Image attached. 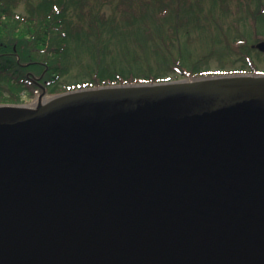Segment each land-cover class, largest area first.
I'll list each match as a JSON object with an SVG mask.
<instances>
[{
    "label": "water",
    "instance_id": "1",
    "mask_svg": "<svg viewBox=\"0 0 264 264\" xmlns=\"http://www.w3.org/2000/svg\"><path fill=\"white\" fill-rule=\"evenodd\" d=\"M0 264H264V74L0 105Z\"/></svg>",
    "mask_w": 264,
    "mask_h": 264
},
{
    "label": "trees",
    "instance_id": "2",
    "mask_svg": "<svg viewBox=\"0 0 264 264\" xmlns=\"http://www.w3.org/2000/svg\"><path fill=\"white\" fill-rule=\"evenodd\" d=\"M205 3L0 0V104L27 103L34 94L53 95L100 85L256 71L249 57L255 50L253 42L263 38L227 36V0ZM21 4L23 13L18 11ZM105 4L112 8L108 15ZM257 14L250 16L252 21L263 16ZM193 40L202 41L200 49L206 48V53L193 46ZM218 41L224 44L221 54L242 60L239 67H199L198 62L218 51ZM76 62L79 76L85 79L63 83V75ZM172 68L175 73L166 72Z\"/></svg>",
    "mask_w": 264,
    "mask_h": 264
},
{
    "label": "rangeland",
    "instance_id": "3",
    "mask_svg": "<svg viewBox=\"0 0 264 264\" xmlns=\"http://www.w3.org/2000/svg\"><path fill=\"white\" fill-rule=\"evenodd\" d=\"M208 5V3L211 0H205ZM241 0H227L228 6H227V36L233 38V36H246L251 38H254L253 36H258V38L261 39V37L264 39V17L262 20L259 21H252L253 17H250L253 13L257 14L258 8L256 4V0H247L245 3L241 4L239 3ZM95 3V2H92ZM103 10L108 15L112 8L111 5H104ZM18 11H21L22 13L25 11L24 6L21 4ZM264 16V15H263ZM202 41H192V45L196 47H199L200 51H203L206 53V48L200 49ZM209 43V42H208ZM254 43V42H253ZM116 47L115 45L111 44V48ZM224 44L220 43L218 41L217 43V49L218 51L213 54L210 58H207L204 61L198 62L200 68H209V69H231L239 67L243 62L240 60V58L236 55H227V54H221L220 51L223 50ZM219 52V53H218ZM201 54H203L201 52ZM249 59L253 61L255 66L259 68L260 70L264 71V52H257L256 50L251 51ZM196 57V56H195ZM194 57V58H195ZM208 60V61H207ZM189 62V61H188ZM190 63V62H189ZM248 69L250 68V65L247 63L246 66ZM173 70L168 69L166 72L169 74L175 73L176 70L172 68ZM80 72L78 69V62L71 65L68 72L65 73L62 77L63 83H71L74 81H78L81 79H85L84 77L79 76ZM78 77V78H77ZM183 78V77H181ZM39 94H34V97L32 98L35 100ZM47 96V95H46ZM31 100V101H33Z\"/></svg>",
    "mask_w": 264,
    "mask_h": 264
},
{
    "label": "flooded vegetation",
    "instance_id": "4",
    "mask_svg": "<svg viewBox=\"0 0 264 264\" xmlns=\"http://www.w3.org/2000/svg\"><path fill=\"white\" fill-rule=\"evenodd\" d=\"M247 0H241L239 3L243 4L245 3ZM250 1V0H249ZM256 4H257V8H258V13H260L261 15H264V0H256ZM258 15V14H257ZM264 16H260L259 20H262ZM260 41V40H259ZM261 41H264V39H261ZM252 47H255L254 44H252ZM256 49V48H255ZM258 49H256L257 51ZM257 52H261V51H257ZM262 53V52H261Z\"/></svg>",
    "mask_w": 264,
    "mask_h": 264
}]
</instances>
